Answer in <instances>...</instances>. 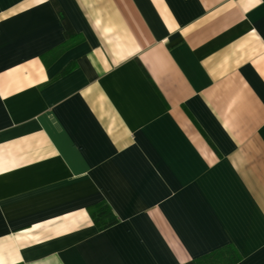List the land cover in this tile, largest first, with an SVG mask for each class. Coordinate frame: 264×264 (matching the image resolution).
Segmentation results:
<instances>
[{"label": "crops", "instance_id": "1", "mask_svg": "<svg viewBox=\"0 0 264 264\" xmlns=\"http://www.w3.org/2000/svg\"><path fill=\"white\" fill-rule=\"evenodd\" d=\"M227 246L264 264V0H0V264Z\"/></svg>", "mask_w": 264, "mask_h": 264}, {"label": "trees", "instance_id": "2", "mask_svg": "<svg viewBox=\"0 0 264 264\" xmlns=\"http://www.w3.org/2000/svg\"><path fill=\"white\" fill-rule=\"evenodd\" d=\"M60 16L66 38L65 46L59 49V51H62L64 48L71 45L70 42L73 31L63 14L60 13ZM60 52L56 53V55H58ZM73 68L74 63H68L60 72V75L68 73ZM91 220L99 231H103L117 223L115 215L106 204H100L91 211ZM238 260L239 255L237 251L232 246H227L225 248L213 251L196 260H192L188 264H236Z\"/></svg>", "mask_w": 264, "mask_h": 264}]
</instances>
